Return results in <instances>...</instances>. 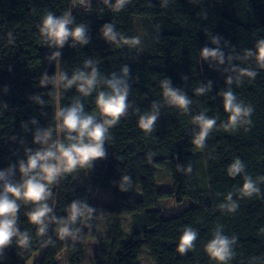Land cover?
<instances>
[{
  "label": "trees",
  "instance_id": "1",
  "mask_svg": "<svg viewBox=\"0 0 264 264\" xmlns=\"http://www.w3.org/2000/svg\"><path fill=\"white\" fill-rule=\"evenodd\" d=\"M73 3L0 0V193L5 184L23 183L20 166L30 156L72 142L61 111L79 105L83 116L103 124L96 100L112 94L113 81L126 91L127 108L107 127L102 158L61 172L39 204L16 201V234L0 247V264L34 258L32 264H58L62 253L68 264H86L84 243L92 239L98 241L92 264H139L145 251L153 264H264V63L257 60L264 0H125L119 10L117 0H93L89 14L73 10ZM47 14L67 15L69 31L82 26L83 42L50 41L41 33ZM109 27L115 39L105 36ZM138 32L143 53L130 43ZM204 49L217 56H203ZM93 72L87 95L78 90L82 81L68 85ZM165 84L189 101L186 108L171 103ZM228 93L243 110L235 123L225 110ZM153 115L151 129L142 130L141 117ZM201 115L215 125L198 146L195 118ZM237 161L242 171L233 176ZM166 163L172 188L160 191L158 168ZM79 170L86 172L84 186ZM246 179L255 188L248 194ZM133 185L140 189L134 200ZM95 189L110 190L111 204H98ZM170 197L189 199L190 206L165 217L158 205ZM73 203L82 210L74 222ZM40 204L50 211L36 225L29 214ZM125 216L132 220L129 233ZM99 220L106 222V236L97 231ZM62 227L67 235L61 236ZM185 230L196 238L180 253ZM217 235L229 241L223 262L206 251Z\"/></svg>",
  "mask_w": 264,
  "mask_h": 264
},
{
  "label": "clouds",
  "instance_id": "2",
  "mask_svg": "<svg viewBox=\"0 0 264 264\" xmlns=\"http://www.w3.org/2000/svg\"><path fill=\"white\" fill-rule=\"evenodd\" d=\"M124 2L125 0H117L115 10H119ZM70 22L67 15L57 19L52 14H47L43 19L41 33L57 46H62L69 37L74 41L83 42V27H76L69 31L67 26ZM105 36L115 39L114 35H111L110 27L105 31ZM130 43H138V41H131ZM202 55L205 57H216L217 53L204 49ZM257 60L264 63V43H260L257 47ZM75 81H82L78 90L87 95L95 83V72L87 77L81 73L75 76L72 81H69L68 85L71 86ZM119 83V81L109 83L108 86L112 89L111 95L100 93L97 97V107L101 116L105 118L103 124L96 123L95 116H83L79 105L67 111H61L59 113L63 118L61 127L69 133L67 139L72 142L67 145L57 142L51 148L30 156L27 165L22 164L20 166L22 176L27 177L23 183L20 185L5 184L3 193H0V247L5 246L12 236L16 234L14 224L15 214L18 211L17 200L23 199L25 202L39 204V202L46 199L48 185L53 184L61 172H71L78 165H88L90 161L104 156L102 145L107 127L117 123L127 108L125 103L127 93L118 87ZM200 91L203 90L201 89ZM164 94L170 99L171 103L179 108H186L189 103L183 95L170 90L167 84L164 85ZM224 99L225 110L231 113L230 121L235 123L243 114V110L240 105L234 104V98L230 93L226 94ZM155 119V115L147 118L141 117L138 126L142 130H150ZM195 122L201 126V132L194 143L200 146L208 135L209 130L215 125V120L205 119L201 115L195 118ZM71 133H76V136L73 137ZM240 171H242V168L239 161H237L231 167L230 174L235 176ZM32 172L36 174L30 176L29 173ZM252 191H255V188L246 179L243 192L248 194ZM49 211L50 209L46 204H40L35 211L29 214L30 222L36 225L42 224L43 218ZM70 212V220L73 222L78 216L82 215V210L75 203L71 205ZM39 231L43 233L44 229L41 227ZM59 231L61 236L68 234L66 227H62ZM195 238L196 233L191 230H185L180 240L178 252L184 253L191 248ZM21 242L24 243L26 241ZM206 251L212 259L223 262L229 256V241L217 235L207 246Z\"/></svg>",
  "mask_w": 264,
  "mask_h": 264
},
{
  "label": "rangeland",
  "instance_id": "3",
  "mask_svg": "<svg viewBox=\"0 0 264 264\" xmlns=\"http://www.w3.org/2000/svg\"><path fill=\"white\" fill-rule=\"evenodd\" d=\"M138 44L140 45V51L142 52L143 45H142V38H141L140 32H138ZM77 179L81 186L86 185L87 183L86 172L84 170H79L77 172ZM157 181H158V186H159L160 191H167L172 188L171 168H170L169 163H166V165H164L163 167L158 168ZM129 189H130L131 199L134 200V199L139 198V193H140L139 185L130 186ZM94 194H95L97 203L100 205H104V204L106 205L112 202L111 193L107 189H104V190L95 189ZM188 206H190L189 199H184L182 202H179L175 198L170 197V198L161 199L158 205V208H160L163 211V214L165 217H171V216H175L181 213ZM131 221L132 220L130 216H125L123 218L122 224H123L124 230L128 233L131 232ZM96 226H97V231L99 235L102 237L106 236L105 234L106 233V222L104 220H99L96 223ZM92 240L96 241L98 245V241L96 239L95 240L92 239ZM92 240H89V241L87 240L88 241L87 251H88L89 258H91V255L93 254V249H92L93 247L91 246L93 243ZM144 253L146 254H144L141 257L139 264H153L148 256V253L146 251ZM185 253H187V250L185 251ZM65 256H66L65 253H62L59 256L58 264H67V260ZM34 260L35 258L32 259L29 264H32Z\"/></svg>",
  "mask_w": 264,
  "mask_h": 264
},
{
  "label": "built area",
  "instance_id": "4",
  "mask_svg": "<svg viewBox=\"0 0 264 264\" xmlns=\"http://www.w3.org/2000/svg\"><path fill=\"white\" fill-rule=\"evenodd\" d=\"M93 0H74L73 10L83 11L86 13H91V2ZM101 1V0H98Z\"/></svg>",
  "mask_w": 264,
  "mask_h": 264
},
{
  "label": "crops",
  "instance_id": "5",
  "mask_svg": "<svg viewBox=\"0 0 264 264\" xmlns=\"http://www.w3.org/2000/svg\"><path fill=\"white\" fill-rule=\"evenodd\" d=\"M72 8H73V6H72ZM110 191V190H109ZM110 193H111V191H110ZM111 197H112V195H111ZM109 204H111V203H109ZM109 204H106V205H109ZM105 205V204H104ZM89 241V240H88ZM88 241H85V243H84V248H85V259H86V264H92V261L95 259V257L98 255V245H97V242L96 241H93L92 240V249H93V254L91 255V258H89V255H88V251H87V242ZM66 257V256H65ZM66 260H67V258H66ZM67 264H68V261H67Z\"/></svg>",
  "mask_w": 264,
  "mask_h": 264
}]
</instances>
